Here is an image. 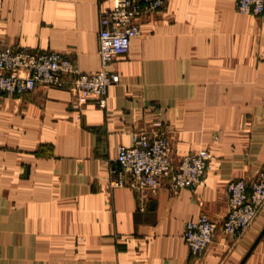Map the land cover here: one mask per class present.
Masks as SVG:
<instances>
[{
    "label": "crops",
    "instance_id": "0c3cea01",
    "mask_svg": "<svg viewBox=\"0 0 264 264\" xmlns=\"http://www.w3.org/2000/svg\"><path fill=\"white\" fill-rule=\"evenodd\" d=\"M104 0H0V42L99 69ZM111 70L106 106L66 89L0 94V264H197L185 226L222 224L226 185L264 172V15L235 0H166ZM160 123L174 163L206 149L195 189L109 187L132 133ZM200 264H264V207L238 237L218 229Z\"/></svg>",
    "mask_w": 264,
    "mask_h": 264
},
{
    "label": "built area",
    "instance_id": "2783aa9c",
    "mask_svg": "<svg viewBox=\"0 0 264 264\" xmlns=\"http://www.w3.org/2000/svg\"><path fill=\"white\" fill-rule=\"evenodd\" d=\"M110 1V8L99 11L98 70L81 72L70 58L60 53L31 51L0 42V94L21 97L38 86H48L70 91L77 107L94 99L104 108L108 89L119 82L111 64L129 53L143 20L155 16L166 5V0ZM235 8L241 14L263 16L264 0H235ZM208 159V151L202 149L185 154L175 164L168 134L160 123H155L152 130L134 131L131 146L117 148L116 165L109 169L108 184L140 194L154 192L164 182L174 193L184 188L195 189L204 180ZM226 194L228 212L222 224L202 214L185 226L183 240L190 258L197 264L202 262L218 229L238 237L258 218L264 207V172L253 180L228 182Z\"/></svg>",
    "mask_w": 264,
    "mask_h": 264
}]
</instances>
